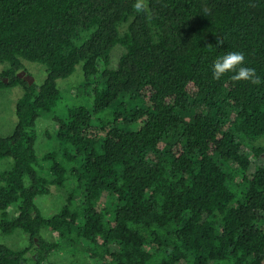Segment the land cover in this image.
Returning a JSON list of instances; mask_svg holds the SVG:
<instances>
[{
	"label": "trees",
	"instance_id": "trees-1",
	"mask_svg": "<svg viewBox=\"0 0 264 264\" xmlns=\"http://www.w3.org/2000/svg\"><path fill=\"white\" fill-rule=\"evenodd\" d=\"M135 2L0 0V91L24 90L0 136V161L12 160L0 230L29 237L0 242V264H54L56 251L96 264H264V83L213 77L218 58L240 51L264 81V0H145L143 13ZM23 60L47 67L43 85L20 76ZM80 64L71 92L92 107L66 108L64 152L46 168L37 120ZM70 180L78 194L44 216L35 199Z\"/></svg>",
	"mask_w": 264,
	"mask_h": 264
},
{
	"label": "rangeland",
	"instance_id": "rangeland-1",
	"mask_svg": "<svg viewBox=\"0 0 264 264\" xmlns=\"http://www.w3.org/2000/svg\"><path fill=\"white\" fill-rule=\"evenodd\" d=\"M123 52V49L118 47L114 51L113 56V67L118 66V61L120 54ZM25 65V70L27 75L29 74L35 81L37 86L43 85L47 78V67L40 63L30 62L23 60ZM83 65L80 64L77 66L76 72L69 78L59 80L58 85L62 91V96L59 101L56 109L48 114H43L37 120V153L42 159V166L49 168L53 163V160L45 161L43 158L48 153H59L64 152V146L57 139L58 132V121L59 119H66V108L71 105L81 104L84 106L92 107V101L89 100L86 95L78 96L71 92V89L83 81ZM9 67L8 63L0 62V72ZM23 88L21 86L8 88L0 91V136H8L13 133L15 126L17 124L16 116V105L17 102L23 95ZM112 110H109L107 113H112ZM107 113L96 115L94 122H100ZM255 145L264 146V137L257 142ZM264 159H262L263 161ZM59 161H61L59 159ZM260 161V160H259ZM12 164L11 159L0 161V172L5 170ZM50 194L38 196L35 199L38 207L40 208L42 214L46 217L53 216L61 211L64 205L67 203L68 195L72 192L78 194V191L75 189L72 181H68L64 188H59L55 185L50 186ZM43 235L48 240H54L56 234H54L49 229L43 230ZM0 242L11 246L12 248L18 249L25 247L29 244V237L21 230H18L12 235H3L0 230ZM50 261L54 264H96L86 257H74L68 252L56 251L53 252L50 257Z\"/></svg>",
	"mask_w": 264,
	"mask_h": 264
},
{
	"label": "clouds",
	"instance_id": "clouds-1",
	"mask_svg": "<svg viewBox=\"0 0 264 264\" xmlns=\"http://www.w3.org/2000/svg\"><path fill=\"white\" fill-rule=\"evenodd\" d=\"M134 9L138 13L146 12L145 0H136ZM223 40L217 39L216 46H222ZM246 63V57L243 52L232 51L228 52L224 56L218 58L213 65V77L216 80H220L226 73L232 72L231 80L240 82L245 81L253 85H260L264 83L257 75L255 69L244 66Z\"/></svg>",
	"mask_w": 264,
	"mask_h": 264
},
{
	"label": "water",
	"instance_id": "water-1",
	"mask_svg": "<svg viewBox=\"0 0 264 264\" xmlns=\"http://www.w3.org/2000/svg\"><path fill=\"white\" fill-rule=\"evenodd\" d=\"M20 76L23 78L25 77L29 81L30 84L35 83L34 79L29 74L27 75V71H23L22 73H20ZM37 256L38 255H36V257Z\"/></svg>",
	"mask_w": 264,
	"mask_h": 264
}]
</instances>
